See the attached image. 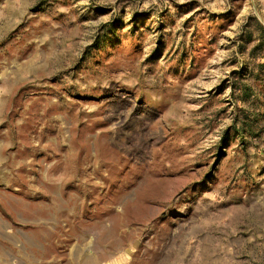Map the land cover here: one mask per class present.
Wrapping results in <instances>:
<instances>
[{"label":"rangeland","instance_id":"rangeland-1","mask_svg":"<svg viewBox=\"0 0 264 264\" xmlns=\"http://www.w3.org/2000/svg\"><path fill=\"white\" fill-rule=\"evenodd\" d=\"M0 264H264V0H0Z\"/></svg>","mask_w":264,"mask_h":264}]
</instances>
